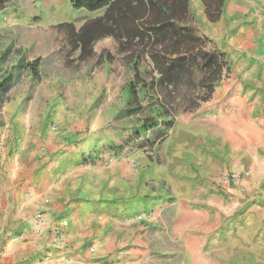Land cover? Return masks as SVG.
Segmentation results:
<instances>
[{
    "label": "crops",
    "instance_id": "0c3cea01",
    "mask_svg": "<svg viewBox=\"0 0 264 264\" xmlns=\"http://www.w3.org/2000/svg\"><path fill=\"white\" fill-rule=\"evenodd\" d=\"M234 1L224 0L214 22L227 21L224 43L236 42L240 63L249 66L237 80L229 73L197 111L177 118L158 151L159 164L144 156L138 171L126 159L104 165L101 155L115 140L103 146L101 131L92 125L85 131L86 120L72 128L61 116L54 122L64 131L52 132L46 116L30 117L36 101L25 99L27 93L0 105V264H103L109 258L137 264L142 245L132 239L140 237L131 234L132 225L145 233L167 228L166 222L179 240L188 231L190 264H264V0ZM19 68L0 70V88L19 81L23 70L29 72L25 83H33L28 67ZM229 170L241 173L243 188L221 183ZM217 190L230 194V202L218 199ZM43 196L49 199L46 227L34 235L30 218ZM217 219L222 231L205 227ZM55 228L63 233L61 244ZM89 239L93 253L83 247Z\"/></svg>",
    "mask_w": 264,
    "mask_h": 264
},
{
    "label": "trees",
    "instance_id": "16d2710c",
    "mask_svg": "<svg viewBox=\"0 0 264 264\" xmlns=\"http://www.w3.org/2000/svg\"><path fill=\"white\" fill-rule=\"evenodd\" d=\"M68 1L74 9L103 11L85 18L78 27L64 21L29 31L51 36L62 67L77 68L93 61L92 67L123 72L121 97L131 115L123 128L127 136L123 143L151 159L177 116L197 111L229 75L226 53L200 31L190 0ZM199 1L207 20L219 19L224 0ZM4 6L0 0V12ZM32 19L38 21L39 14ZM25 65L39 81V57ZM11 84L4 81L0 88V105L9 99ZM154 256L165 258L157 252Z\"/></svg>",
    "mask_w": 264,
    "mask_h": 264
},
{
    "label": "rangeland",
    "instance_id": "374dc122",
    "mask_svg": "<svg viewBox=\"0 0 264 264\" xmlns=\"http://www.w3.org/2000/svg\"><path fill=\"white\" fill-rule=\"evenodd\" d=\"M240 2H243L244 5L251 4L250 0H236L234 5ZM4 5V9L0 12V67L2 68L0 69L11 71L17 64L20 65L19 69H21L28 61L39 57L41 76L39 81H35L31 76L30 79L33 83L27 84L25 81L29 72L23 70L19 81L16 79L12 83V91H8V97L9 95L15 97L18 94L22 97L23 93H27L25 99H35L36 103L30 104L28 109L30 117L37 120L39 117L44 118L46 116L47 128L52 132L64 131L60 124L54 122L58 116L62 117L61 122L74 124L72 128L78 127L79 120H86L85 131L88 130L90 125L94 126L97 131H101L102 134L99 136V141L102 140L101 145L104 143L112 145L114 140L117 142L113 148L109 147V152L107 154L105 152L106 155H101V158H111L112 163L126 159L125 163H128V167L130 166L133 171H138L141 168L139 157L144 158L146 156L149 160L159 164L158 151L163 143L152 152L151 159L145 152L132 150L129 145L124 146L123 142H125L124 139L127 136L123 128L131 115L127 114L126 103L121 97L124 82L123 72L116 69V73H110L105 66L92 67L93 61L77 68L62 67L59 64L58 48L53 46L51 36L39 34L38 31H29V29L35 27L45 29L49 25L64 21H72L78 27L85 18L97 16L103 10L89 12L85 9H74L68 0H4ZM190 8L200 31L206 30L213 33L214 38H210L219 49L226 53L231 67L230 77L232 76L233 79L237 80L241 70L248 68L249 64L240 63L239 58L242 51L240 52L237 49L236 42L229 45L224 43L227 21L222 20V22L217 21L208 24L209 21L204 15L203 5L199 0H190ZM37 14H39V20L34 21L32 17ZM12 73L16 75L18 72ZM230 77L227 76L226 78ZM17 84L19 86H15ZM40 101L46 106L45 108L40 105ZM22 110L26 111L27 109L23 107ZM45 113L46 115H44ZM187 114L190 113L179 114L177 118L185 117ZM53 127L55 129H52ZM119 133H121V136L118 137ZM70 143H73V141L68 144ZM124 153H127V155L123 156ZM138 183L140 182L138 181ZM216 195H218V199L226 198L228 203L230 202L228 200L230 194L224 196L223 193L217 190ZM44 199H47L46 204H48L49 199L46 196L41 198V203ZM44 208L47 211L45 205ZM195 209L203 210L204 208L196 205ZM233 213L235 212L233 211ZM147 216L149 217L150 213ZM135 218L141 220V215L136 214ZM220 221L218 219L214 222L212 220L208 221L206 222L208 225L205 227L210 231H222L223 227L220 225ZM132 226L135 227V230H131L133 232L131 234L139 233L140 235V237L134 235L132 239L140 238L142 245L137 264L191 263L185 250L188 231H181V235H178L179 240L170 230L168 222H166L167 228L154 231V233L151 231L145 233L136 231V229H140L141 225L139 223ZM182 229L186 228L182 227ZM116 238H118V235ZM83 247L89 253H93L90 250L91 247H94L95 250L94 242L90 239L85 241ZM155 252L164 254L165 258L155 257ZM113 260L116 259L109 258L103 264H113Z\"/></svg>",
    "mask_w": 264,
    "mask_h": 264
},
{
    "label": "built area",
    "instance_id": "2783aa9c",
    "mask_svg": "<svg viewBox=\"0 0 264 264\" xmlns=\"http://www.w3.org/2000/svg\"><path fill=\"white\" fill-rule=\"evenodd\" d=\"M52 129H55L54 127ZM112 161L111 158L104 157L102 160V163L104 165L109 164ZM242 175L240 172L235 170H229L221 177V183L223 185H231L233 183H239V186L241 188L242 184ZM47 203V199H44L41 205L35 210V212L31 215L30 218V232L34 235H40L44 228L46 227V210L44 208V205ZM56 234V243L61 244L63 243L64 237L63 233L61 232V229L55 228L54 229ZM91 251H94V247L90 248Z\"/></svg>",
    "mask_w": 264,
    "mask_h": 264
}]
</instances>
